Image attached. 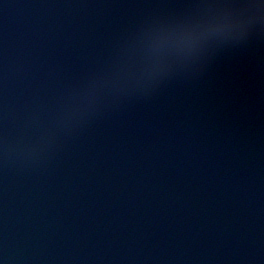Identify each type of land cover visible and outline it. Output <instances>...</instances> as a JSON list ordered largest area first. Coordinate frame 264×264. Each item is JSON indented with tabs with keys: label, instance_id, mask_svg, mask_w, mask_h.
<instances>
[{
	"label": "water",
	"instance_id": "obj_1",
	"mask_svg": "<svg viewBox=\"0 0 264 264\" xmlns=\"http://www.w3.org/2000/svg\"><path fill=\"white\" fill-rule=\"evenodd\" d=\"M0 264H264V0H0Z\"/></svg>",
	"mask_w": 264,
	"mask_h": 264
}]
</instances>
